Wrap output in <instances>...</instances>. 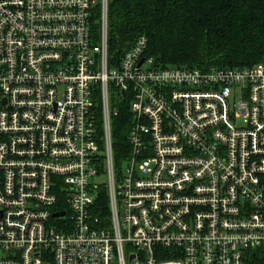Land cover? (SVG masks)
<instances>
[{"label": "built area", "instance_id": "built-area-1", "mask_svg": "<svg viewBox=\"0 0 264 264\" xmlns=\"http://www.w3.org/2000/svg\"><path fill=\"white\" fill-rule=\"evenodd\" d=\"M107 14L108 0H0V264H249L264 247V63L156 67L144 35L116 60Z\"/></svg>", "mask_w": 264, "mask_h": 264}, {"label": "trees", "instance_id": "trees-1", "mask_svg": "<svg viewBox=\"0 0 264 264\" xmlns=\"http://www.w3.org/2000/svg\"><path fill=\"white\" fill-rule=\"evenodd\" d=\"M98 5L93 29L99 26ZM109 53L119 60L138 35L147 38L144 57L156 67H243L264 63V0H108ZM131 116L126 102L112 118L117 166L129 152ZM97 213L107 214L99 189ZM249 264H264V247Z\"/></svg>", "mask_w": 264, "mask_h": 264}, {"label": "water", "instance_id": "water-1", "mask_svg": "<svg viewBox=\"0 0 264 264\" xmlns=\"http://www.w3.org/2000/svg\"><path fill=\"white\" fill-rule=\"evenodd\" d=\"M143 61V59H141L139 62L141 63ZM64 214V212L63 211H61V212H56V213H54L53 214V216H58V215H63Z\"/></svg>", "mask_w": 264, "mask_h": 264}, {"label": "rangeland", "instance_id": "rangeland-1", "mask_svg": "<svg viewBox=\"0 0 264 264\" xmlns=\"http://www.w3.org/2000/svg\"><path fill=\"white\" fill-rule=\"evenodd\" d=\"M104 189V188H103ZM105 190V189H104ZM105 196H106V194H105Z\"/></svg>", "mask_w": 264, "mask_h": 264}]
</instances>
